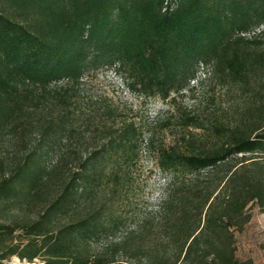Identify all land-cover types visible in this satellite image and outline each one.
<instances>
[{
  "label": "trees",
  "instance_id": "1",
  "mask_svg": "<svg viewBox=\"0 0 264 264\" xmlns=\"http://www.w3.org/2000/svg\"><path fill=\"white\" fill-rule=\"evenodd\" d=\"M263 26L264 0H0V264H252L237 238L264 212ZM109 67L167 116L147 137L102 126L71 171L72 99ZM201 68L209 90L179 102ZM157 128L176 136L156 144ZM143 146L162 195L128 212L120 164Z\"/></svg>",
  "mask_w": 264,
  "mask_h": 264
},
{
  "label": "rangeland",
  "instance_id": "2",
  "mask_svg": "<svg viewBox=\"0 0 264 264\" xmlns=\"http://www.w3.org/2000/svg\"><path fill=\"white\" fill-rule=\"evenodd\" d=\"M264 30V26H263ZM209 70L201 68L196 78V88L193 92H186L178 101L185 105L194 106L209 90ZM205 79L204 85L198 82ZM224 88L220 85L215 87L216 96L223 97ZM73 108L79 119L75 122L76 131L68 142L62 146V151L69 156V168L75 171L78 166V158L86 150L102 138L99 129L104 125L119 127L124 120H134L145 131L147 137L148 128L154 125L158 117L167 116L168 106L162 100H147L136 91L131 90L124 77L116 72L115 67L103 68L88 75L76 90ZM112 110L111 114H103L106 108ZM174 132L157 128L156 144L172 141ZM11 149L6 144L0 145V157H12ZM11 154V155H10ZM132 155V154H131ZM132 159L121 161V172L126 177L125 211L135 209L142 211L146 207L157 204L162 195L164 175L158 169L152 152L143 146L141 152ZM47 162H53L57 157L53 154L45 156ZM237 254L242 259H252V264H264V212L253 206L252 218L245 229L238 234ZM9 264H44L37 258L34 262L20 260L18 257L10 259Z\"/></svg>",
  "mask_w": 264,
  "mask_h": 264
}]
</instances>
